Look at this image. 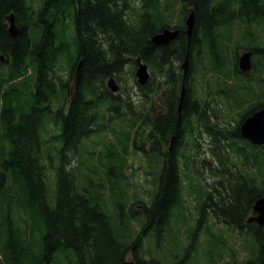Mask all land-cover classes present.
Returning <instances> with one entry per match:
<instances>
[{
	"label": "trees",
	"instance_id": "obj_1",
	"mask_svg": "<svg viewBox=\"0 0 264 264\" xmlns=\"http://www.w3.org/2000/svg\"><path fill=\"white\" fill-rule=\"evenodd\" d=\"M176 5H180L182 20L179 16L178 24L172 25ZM188 7L195 12L190 39L185 24ZM67 9L74 14L77 54L70 58L69 78L63 80L57 67L67 56L69 45L58 21L65 19ZM11 13L19 26L16 37L9 33L7 17ZM172 26L180 30L176 40L169 45L152 41L155 34ZM241 49L253 51L254 75L239 68ZM187 53L188 85L179 112L184 77L181 62ZM138 58L154 72L162 73L165 66L172 71L164 83L168 84L170 109H174L176 119L172 155H164L161 143L153 142L148 148L145 145L150 141L138 143L144 129L138 126L136 99L122 81L130 70L136 84ZM199 73L203 77L201 91L193 83ZM263 74L264 0H42L38 7L30 0H0V264H63L60 253H65L69 264H124L130 252L135 264H173L160 257L158 249L164 242L168 245L162 235L167 227H174V214L177 218V211L187 209L186 195L199 192L187 181L189 172L199 173L193 169L198 160L193 150L199 147L202 131L211 137L213 158L206 160L203 168L214 181H199L203 191L199 192L197 210L202 218L197 221L196 236L210 212L228 218L236 209L239 214L251 211L264 196V146L241 136L238 124L264 107ZM111 77L121 83L117 93L107 86ZM154 83L152 78L144 86L147 100L162 86L161 80ZM258 91L261 95L258 93L259 99L253 102ZM210 100L216 106L219 102L226 106L223 116L228 124V114L236 111L238 124L216 125L217 129L210 125L204 109ZM187 108L193 111L188 113ZM123 109L127 111L123 113ZM114 115L126 122L123 138L117 142L108 139L107 161L97 160L105 169L93 170L83 184L74 168L67 166L71 156L80 162L76 153L83 151L84 142L94 132L104 131L96 126L105 125L106 119L115 121ZM195 115L202 129L194 127ZM165 119L162 117V123ZM51 122L56 127L52 141L60 144V151L55 150L57 161L48 157L51 145L43 139ZM143 122L145 128L148 121ZM154 122L146 130L147 139H156ZM134 128L137 132L132 134ZM105 129L112 135L117 130L113 126ZM186 134L192 139L187 140ZM130 148L134 153L143 151L144 162L138 164L154 176L155 189L149 202L138 193L131 202L130 183H124L126 169L136 168L128 160L133 153ZM244 162L252 163L255 170H248ZM49 168L54 178L56 175L53 191ZM218 177H224L227 185H220ZM115 198L120 201L109 208ZM131 221L138 234L135 239L129 234ZM120 227L125 233H119ZM153 237L154 250L145 248L146 239ZM214 246L209 255L222 257L220 251L216 253L218 245ZM249 248L256 253L254 262L264 264V235L256 234ZM195 256L180 263H194Z\"/></svg>",
	"mask_w": 264,
	"mask_h": 264
},
{
	"label": "rangeland",
	"instance_id": "obj_2",
	"mask_svg": "<svg viewBox=\"0 0 264 264\" xmlns=\"http://www.w3.org/2000/svg\"><path fill=\"white\" fill-rule=\"evenodd\" d=\"M30 2L33 4V6L38 7L41 3L42 0H30ZM66 3L64 6L66 7ZM180 5H176V13H175V18H173V23L172 25H177L178 23L176 22L178 17L180 16ZM179 9V11H178ZM188 9H190L188 7ZM74 12V11H73ZM180 19L182 20V17L180 16ZM58 26L61 30H63V35L64 33L66 34L65 41L68 43L69 48H66V55L63 60L59 63L57 67V73L61 76L63 80L68 79L70 76V58L73 57V59L76 57L77 54V45L76 42H73V36L75 32V26H74V14L69 13V9L66 10V16L65 19L59 20L58 21ZM246 41V40H244ZM243 51V49L240 50V53ZM232 55V53H231ZM72 59V60H73ZM71 60V61H72ZM148 64V63H147ZM182 64V62H181ZM174 65V61L171 65V67ZM170 67V68H171ZM148 69L150 72V79L149 81L154 78V86L159 82V80L162 81V86L158 87L157 90L155 91V94L152 95L151 100L145 99V96L143 94V90L145 89L144 86L149 82H147L145 85H140L139 82L137 81L136 84L134 82V78L132 77L133 74L130 70H128L125 74L124 79L122 80L125 85H127L129 90L132 92L131 96L134 95V105L135 106V112L137 116L139 117V121L141 123L138 124L139 129H144L143 131H140V136H139V142L143 141H150L147 142L145 147L148 148L150 144L155 143L156 139H147V132L146 130H149V127L151 128V123L152 120L157 117V114L160 113L157 109L158 105L161 104L163 107V111H166L167 108V102L170 100V95H169V87L168 84H164L167 82L169 79L170 74L172 73L167 70L166 66L162 69V73L160 72H154L153 68L150 67L148 64ZM182 73V71H181ZM255 74V71H254ZM74 75L73 74V79L70 81V85L72 86L73 80H74ZM136 75V71H135ZM137 78V77H135ZM203 77H199L198 75L196 76V79L193 80V83L196 85V89L202 90V85L200 84L201 79ZM207 81V79H206ZM200 82V83H199ZM241 83V82H239ZM58 85H60V82H57ZM119 86H121L119 82H117ZM257 86V85H256ZM140 87H142L140 89ZM64 90V89H63ZM205 90V89H203ZM255 92L253 94L252 99L253 102L259 99L261 93ZM251 95V94H250ZM149 101V102H148ZM252 103V102H251ZM66 104H68V101H66ZM208 106L207 109V116L205 117V120L208 121L210 120L215 129L216 125L221 126L222 124H228L226 123L227 120H225V117L223 116V112L228 110L226 109V106L222 104V102H219L217 106L212 102L211 100L209 103H206ZM215 105V106H214ZM217 108V109H214ZM127 109H123L122 112H126ZM133 111V110H132ZM218 114L219 116H216L215 114ZM115 116V115H114ZM113 116V118H114ZM235 117V118H234ZM192 118V117H191ZM197 115H195V119H192L194 122V127L196 126L197 128H203L202 122L199 120L197 122ZM237 118V119H236ZM240 117L237 115L236 111H233L230 115L228 114L227 118L228 121H230L231 125H237L238 124V119ZM116 121L112 123H108L107 125L103 124H98L96 128H102L104 131H99V132H94L92 137L89 140H86L83 144V151H80L79 153H76L77 156L80 158H76L75 155L71 156V160L68 163V168L72 169L74 168V171L80 181L83 182V184H87L88 177L89 175H92L93 170H101L104 168L101 165V162H97V160L100 161V158H102L103 161H107L104 157V154H110V148L107 146L108 144V139L112 138L114 142L120 141L123 138V126L126 125V122L122 118H118L115 116ZM144 120L148 121V124H146V127L143 128L142 125H144ZM107 121V119H106ZM196 122L200 125L197 126ZM111 126L116 127V133H109L105 127ZM228 124V125H230ZM230 125V126H231ZM154 129V126H153ZM199 131V130H198ZM56 132V127L53 122H51L48 126V131L43 132V139L45 140L46 144L51 148L49 150V155L48 157H51L54 161L58 160V156L55 154V150L60 151V144L57 145L56 142L52 141V136ZM136 128L132 129V134L136 133ZM145 135V136H144ZM187 140H191L192 136L186 135ZM155 139V141H154ZM210 139L211 137L204 131L201 132V134L198 135V140H199V147L193 152L196 154V158L198 159L197 162L194 165L193 169H197L199 173H191L189 172V178L187 181V185L190 183H194L199 192L203 191V186L199 187V181H202L204 184L207 182H213L214 179L209 175V171L207 169L203 168V163H207L206 160L208 159H213L212 158V151L209 150L210 145ZM110 140V139H109ZM176 140L174 139L173 144ZM201 143V146H200ZM57 145V146H56ZM56 146V147H55ZM168 147L167 142H164V149ZM84 150L87 152L85 153ZM107 150V151H106ZM130 150L133 152L132 157H129V162L131 164H134L136 168H127L126 172L128 175V178L124 180V183L128 182L130 183V187L128 188L129 194L132 196L131 197V202L136 200V198L133 196L134 193H138L139 196H141V199L146 200L149 202L152 198V195L154 193L155 189V179L153 175H149L146 173L145 168L141 167L138 163L139 162H144L143 158V151L139 150L134 153V151L130 148ZM93 153V155H91ZM47 160L51 161L50 159L47 158ZM203 161V162H202ZM205 161V162H204ZM146 164V163H145ZM250 167L252 171L255 170V166L250 163ZM206 166V165H205ZM105 169V168H104ZM104 170L101 171L103 174ZM53 174V176H52ZM48 175H49V183H50V188L53 191L55 189V179L56 175L54 178V173L53 171L49 168L48 170ZM95 178V177H94ZM199 192L192 193L190 195H186V201L185 205L188 206V208L184 211H177L175 210V213L177 211V218L174 214V222L173 224L174 227H167L165 231L163 232L162 237L167 241L168 245L164 242L162 244V248L158 249V254L160 257L165 258V260H171L173 261V264H181L180 262L185 261V259H188L192 257L193 255L195 256V262L190 263V264H208V260H210V264H221L222 262V257L218 256L217 254L209 255V252L211 249L215 248L212 247L213 245H218V253L219 251L226 255L231 254L234 251H237L238 255L240 258H243V255H246L247 253L245 252V246H244V240L241 237L237 236V233L226 228L223 225H218L214 223V220L212 217L206 216L204 218L203 223L201 224L200 230L196 236L195 232V227L198 225L196 222L199 218L198 214L195 215V206L199 204ZM189 193H191L189 191ZM140 199V198H138ZM119 198H115V200H111L109 203V208H114L115 202H119ZM128 203V200L125 202V204ZM130 208V206H128ZM127 208V212H128ZM210 214V213H209ZM202 217V216H200ZM173 222V221H172ZM133 222L131 221L130 223V228L131 232L129 233L131 235V238L135 239L138 234L134 232V225L132 224ZM140 229V225H138L137 230ZM154 232V231H153ZM119 233L123 234L125 233L123 227L119 228ZM155 233L157 235V231L155 229ZM220 236L222 237V240L220 241ZM151 239H146L145 241V248L151 247L153 249L154 246H156V239L153 237V245L150 242ZM151 240V241H152ZM153 246V247H152ZM154 250V249H153ZM192 250L191 252H189ZM189 252V253H188ZM62 254V260L63 264H69L68 261L65 259V256L63 253ZM143 255L145 256L146 259H149L151 256L148 255L147 250L143 251ZM156 256V254H155ZM230 257H225L224 261H229ZM128 261L132 262L134 261L132 259V253L130 252Z\"/></svg>",
	"mask_w": 264,
	"mask_h": 264
},
{
	"label": "water",
	"instance_id": "obj_3",
	"mask_svg": "<svg viewBox=\"0 0 264 264\" xmlns=\"http://www.w3.org/2000/svg\"><path fill=\"white\" fill-rule=\"evenodd\" d=\"M9 21V33L11 36L16 37L19 32V26L16 23L14 13H11L7 17ZM187 33L190 38L195 25V13L191 11L187 17ZM179 34L178 29L165 28L162 32L155 34L152 38V41L157 45H169L173 40L177 38ZM252 51H246L239 57V66L240 69L244 72H248L252 69ZM139 66L137 69V77L138 82L140 84L147 83L150 74L148 70V64L143 63L141 59H138ZM81 66V61L78 64V68ZM185 72H187L189 67L188 57L186 58L184 64ZM112 91L118 90V84L115 82L113 78H111L108 82ZM186 93L185 85H183V90L181 93L180 104H182V100L184 99ZM241 134L244 138L251 140L255 144H264V108L255 111L253 114L249 115L244 119L240 126ZM254 208L259 212L258 216L255 219L259 222V224H264V196L257 199L254 204ZM125 264H133V262H126Z\"/></svg>",
	"mask_w": 264,
	"mask_h": 264
},
{
	"label": "flooded vegetation",
	"instance_id": "obj_4",
	"mask_svg": "<svg viewBox=\"0 0 264 264\" xmlns=\"http://www.w3.org/2000/svg\"><path fill=\"white\" fill-rule=\"evenodd\" d=\"M200 78L202 75H198ZM196 79V77L194 78ZM159 109H157L160 113L157 114V117L154 119L155 121V136H156V142L158 143H163L167 142L168 147L163 150L164 155L168 154L172 155L174 154V149H170L171 146V141L172 138H175V135L173 132L174 130V125H175V115H174V109L171 110L169 108V102H167V110L163 111V107L161 104L158 105ZM189 110V108H187ZM193 111V110H192ZM191 109L189 110L188 113L192 112ZM201 112V110H199ZM198 112V113H199ZM172 113V117L171 116ZM162 117H166L165 121L162 123ZM195 119V117L193 118ZM199 120L197 119V122ZM196 122V123H197ZM184 124V121L181 122ZM169 125V127H167ZM167 134V135H165ZM176 140V139H175ZM176 141L174 142L175 145ZM244 166L248 168V170H251V166L249 162H244ZM219 184L220 185H227V182L224 181V177H218ZM222 187V186H221ZM220 208H224V205H220ZM258 212L254 210V207L252 206V210L246 213H241L239 214L237 212V209L234 211L233 214H231L228 218H226L224 215L219 216V220H217V223L223 226H230L235 227L236 229L234 230L238 237H241L244 240V245H245V252L247 253L246 255H243V258H240L237 251L234 252L233 254L227 255V257H230V260L226 262V264H256L255 261V252L247 250V245L245 240L250 239L251 236H256V234L261 233L264 235V226H260L254 217L258 216Z\"/></svg>",
	"mask_w": 264,
	"mask_h": 264
},
{
	"label": "bare ground",
	"instance_id": "obj_5",
	"mask_svg": "<svg viewBox=\"0 0 264 264\" xmlns=\"http://www.w3.org/2000/svg\"><path fill=\"white\" fill-rule=\"evenodd\" d=\"M257 42V41H256ZM258 43V42H257ZM191 44V43H190ZM191 46V45H190ZM259 69V68H258ZM264 75V74H263ZM117 80V79H116ZM244 110V109H243ZM247 113V112H246ZM249 113H250V111H249ZM247 115V114H246ZM248 115H250V114H248ZM245 116V115H244Z\"/></svg>",
	"mask_w": 264,
	"mask_h": 264
}]
</instances>
